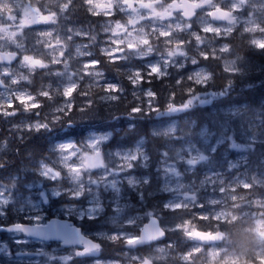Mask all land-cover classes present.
<instances>
[{"label": "snow or ice", "instance_id": "snow-or-ice-1", "mask_svg": "<svg viewBox=\"0 0 264 264\" xmlns=\"http://www.w3.org/2000/svg\"><path fill=\"white\" fill-rule=\"evenodd\" d=\"M80 8L104 18L97 22L99 31L92 23L62 26ZM233 39L238 43L234 45ZM241 46L264 51V0H0V120L9 121V133L23 140L24 133H50L92 119L101 106L113 120L186 111L200 101L197 87L213 79L211 71L194 67L186 77L176 79L163 106L158 93L144 85L200 62H218L224 73L242 74ZM133 60L143 67L132 65ZM108 69L116 74V82L106 76ZM121 78L133 89L131 101L124 100ZM178 93L186 98L178 102ZM45 101L52 105L46 113ZM121 102L126 111L117 110ZM21 113L24 119L11 122ZM28 115L36 119L28 120ZM175 132L173 127L152 135L170 139ZM111 135L93 133L80 142L55 144L51 149L55 157L41 158L33 169L49 188L38 191V202L31 203L33 213L24 217L28 223L0 224V231L13 234L16 245L27 244L30 238H56L69 246L68 252L54 255L42 248H21L13 253L0 242V253L18 259L45 257V264H71L82 257H92L91 264H120L101 258L105 244L126 248V257L155 245L149 254L132 255L130 264H167L173 251L177 264H264V195L257 194L264 189V180L253 176L250 181L229 182L212 173L186 182L179 162L195 167L208 157L173 147L160 154L156 189L160 199L143 216L139 210L129 215L132 205L125 197V186L144 203L143 190L151 178L133 173L138 167L148 168L150 157L143 139L131 147L106 151ZM4 147L7 138L0 141V148ZM15 181L0 182V217L14 202ZM209 191L212 198L206 195ZM50 197L70 201L62 206L64 214L81 221H96L110 208L108 223L115 230L86 234L67 221L43 223L39 209ZM81 200L83 206L77 203ZM144 218L149 219L150 229L141 227ZM170 236L190 243L179 251L177 240L164 247L156 244ZM245 241L252 244L251 250ZM29 264L40 261L32 259Z\"/></svg>", "mask_w": 264, "mask_h": 264}, {"label": "trees", "instance_id": "trees-1", "mask_svg": "<svg viewBox=\"0 0 264 264\" xmlns=\"http://www.w3.org/2000/svg\"><path fill=\"white\" fill-rule=\"evenodd\" d=\"M70 19L89 25L97 17H92L83 8H80L72 14ZM232 43L235 45L238 42L233 39ZM241 51L245 58L242 74H226L218 62H200L199 65L204 66L214 74L213 79L207 85L197 87L200 101L194 103L186 111L160 116L137 117L131 120L126 117L113 120L104 107L101 106L98 114L92 119L79 121L71 127H57L50 133H24L23 140L17 139L15 133H9V121L0 120V141L7 138V147L0 148V163L4 165L0 168V182L8 183L16 178V186L22 190L24 185L31 183L45 185L46 181H39L33 169L41 158L54 157V153L51 151L53 133L55 140L71 139L77 141L84 139L90 132L109 131L112 135L105 146L106 151H113L118 147L134 146L141 139L144 141L143 147L150 157V163L148 168L138 167V171L149 176L151 183L143 190L145 196L143 204L138 201L136 194L133 195V201L138 206L137 211L144 212L146 207L152 208V205L160 199V196L156 193L159 186L157 167L161 158L160 154L166 149L171 151L173 147L181 148L187 141H192L199 146L203 145L201 139L202 129L207 130V133L211 134L213 138H220L222 142L216 145L214 149L207 146L201 148L200 152L205 154L208 159L201 161L195 167H190L183 161L179 162V166H184L186 170H190V172H183L186 177H194L197 180L201 178L202 173L205 171L224 170L227 168V160L234 158L236 155H244L243 160H245V163L241 169L244 171L246 181H250L253 176L264 180V51L243 46H241ZM131 64L143 67V64L136 60L131 61ZM128 66V64L122 65V67ZM177 73L172 70L166 79L153 80L150 85H144V87H151L158 93L161 106L166 103L169 91L173 90L169 86H174L176 79H179ZM105 74L110 80L116 82V74L111 69L106 70ZM229 80L232 81L230 85ZM39 82V77H37V86ZM119 82L125 89L124 100L131 101L133 91L131 85L122 78ZM185 98L184 94L178 93V102ZM60 99L58 97L57 101ZM50 107L52 105L45 101L43 111L46 112ZM230 109H233V111L225 112ZM117 110L126 111L124 102H121ZM159 119L174 121L175 138L164 139L152 135V126ZM60 129L63 131H58ZM248 136H253V140L248 141ZM233 143L237 146L233 147ZM149 193L152 195H149ZM257 194L264 195V189H258ZM57 201L55 199L51 202L55 205ZM11 211H13L11 207L5 209L6 215L0 217V224L28 223L23 214L15 211L11 214ZM58 216L72 220L81 227L84 233L106 227L101 218L96 221H88L87 219L75 221L71 216L65 217L62 214ZM145 220L146 218L142 219L141 224ZM205 224L206 222H200V225ZM6 236L5 233H0V237ZM175 240L180 244V249L177 251L187 247L190 243L181 241L177 236H170L157 244L166 245ZM244 246L249 250L252 249V244L248 241H245ZM10 248L11 251L15 250V245ZM145 249L146 247L133 250L129 254L141 255L145 252ZM125 251L127 249L121 246L105 244L101 258L119 260L124 263L128 259V256L126 257L123 254ZM176 255V251L171 252L167 264H177ZM0 262L3 263L1 258ZM19 264L26 263L21 262ZM74 264H77V262L75 261Z\"/></svg>", "mask_w": 264, "mask_h": 264}, {"label": "rangeland", "instance_id": "rangeland-1", "mask_svg": "<svg viewBox=\"0 0 264 264\" xmlns=\"http://www.w3.org/2000/svg\"><path fill=\"white\" fill-rule=\"evenodd\" d=\"M103 19H104L103 17H97V19L94 20L93 23L91 22L92 24H94L96 26L97 31L100 30L99 29V24L97 22L98 21H102ZM62 26L63 27H69V26H72V27L85 26L86 27L87 25H84L83 23L77 22L74 19H72V20L69 19V20H66V21H62ZM103 38H104V34L101 32V39H103ZM77 42L87 43L88 41H87V39H83V40L78 39ZM73 51H74V47H73ZM94 51L98 54L99 53V48L94 49ZM73 67H75V65H73ZM194 67H204V66L199 65V64L197 66H192V65L188 64L183 69L179 70V72L177 73V77H179V78L181 76H185L186 77L193 70ZM33 91H35V89H33ZM61 100H62V98L60 100H58L57 102L59 103V102H61ZM50 109H51V107L49 109H47L46 112H49ZM232 111H233V109H230V110H226L225 112H232ZM24 118H25L24 114L21 113L17 117L13 118L12 122H19L20 120H22ZM26 118L28 120L36 119V117L32 116V115H28ZM174 125L175 124H174L173 120H169V119L168 120H165V119H161L160 120L159 119L152 126V133L154 131L159 132V131H163V130L168 129V128H173ZM204 130L205 129L201 130V134H202L201 139H202L203 145L199 146V145H197L196 143H194L192 141H187V142H185L183 144V146L181 148L182 149H189V150H191L192 154L195 155L197 152L201 151V148H204V147L207 146V147H210L211 149L212 148L214 149L216 145H218V144H220L222 142V140L220 138H217V137L213 138L212 135L209 134V133H207V135H205L204 134ZM58 131H63V130L60 129ZM93 133H111V132H109V131H97V132L94 131V132H90L88 135H86L85 138H87L90 134H93ZM54 136L55 135L53 133V136H52L53 139L51 138L52 139L51 147H53L57 143L71 140V139L55 140ZM252 138H253V136H248L247 140L251 141V140H253ZM84 139H79L76 142H80V141H82ZM71 141H74V140H71ZM209 143H211V145H209ZM113 151H115V150H113ZM185 155H186V153H185ZM243 156L242 155H236L234 158H231V159L227 160L226 161L227 162V168L224 169V170H209V171H205L204 173H202L201 178H203L206 175L215 173L217 175L223 176L225 178V180L229 181V182H234L237 179L246 180L245 176H244V171L241 169V167L245 163L244 162L245 160H243ZM54 157H55V153H54ZM178 168H179V170L182 173L183 172H187V171L190 172V170H186V168L184 166H179L178 165ZM157 169H158V167H157ZM133 174L137 175L138 177L145 176L144 174L140 173V171H138V168L134 170ZM157 176L160 177V172L159 171L157 173ZM183 177H184V180L186 182L196 181V179L194 177H186L184 174H183ZM201 178H199V179H201ZM199 179H197V180H199ZM159 183H160V179H159ZM64 186H67V184H65ZM23 188L24 189L22 190V189H20L19 187L16 186L12 190L13 191V196H14V202L12 204H10L8 207H11L12 210L15 211V212H19V213L23 214V217H25L26 215H31L33 213V209L31 207V203L38 202V191L47 190L49 188V185H48L47 182H45V185H42V187H41V184L31 183V184L24 185ZM124 193H125V197L130 201V203L132 205V207L129 209L128 214L129 215L134 214L137 211V209H138V206H136V204L133 201V195L136 194V193L132 192L129 189H127L126 186H125V189H124ZM105 195H106L105 203H108L110 197H109L108 194H105ZM206 195H207L208 198H212L211 191H209ZM55 199L58 200V201L54 205L51 201L55 200ZM65 203H71V202L68 201L64 197H60V198H51L50 197L49 203L42 205L40 207V209H39L40 212H41V215L44 217L42 222L45 223L51 217H59L58 216L59 214H62L63 216L67 217L68 215L64 214V209L62 207ZM77 203H79V204H81L83 206L84 201L81 200V201H79ZM13 211H11V214H12ZM148 211H151L150 207H146V210L144 212H141V215L143 216V214L147 213ZM111 215H112L111 209L110 208H106L104 214L100 217L106 227H104L103 229L95 230L93 232L90 231V232H86V233L87 234H91V233H95L97 231H113V230H115L111 226V224L108 223L109 217ZM71 217H73V220H75V221H80V220L76 219V217L74 215L71 216ZM146 220H147V218H146ZM10 224H12V223H10ZM142 224H141V227H142ZM6 235H7L6 237H0V242H5L8 245L10 244L9 245L10 247L12 245H15V250H13L12 252H14V251L16 252L18 249H21V248L28 249L30 251L35 250L37 248H42L45 252H47L49 254H54V255H64V254H66L68 252V250L66 248H63L62 246H58V245H43V244H39V243H36L37 245H34L35 242H40V241H36V240H32V239H30V242L27 243V244L16 245V244L13 243V234L12 233H8ZM158 246L159 247H164L165 245L158 244ZM154 247H155V245L152 248L146 247L145 252L141 253V255L143 256V255H146V254H149V253L153 252L154 251ZM132 255H138V254H136V253L135 254H129L128 255V259L124 263L120 262V264H130V257ZM0 258L2 259L4 264H13V263L14 264H19L21 262L29 264V261L32 260V259L40 261V264H45V260H46L45 257H40V258H19V259L17 257H15V256L5 257L2 253H0ZM161 262H158V264H161ZM87 264H91V260Z\"/></svg>", "mask_w": 264, "mask_h": 264}, {"label": "water", "instance_id": "water-1", "mask_svg": "<svg viewBox=\"0 0 264 264\" xmlns=\"http://www.w3.org/2000/svg\"><path fill=\"white\" fill-rule=\"evenodd\" d=\"M54 219H56V220H60L61 222L67 221L68 223H71V224L77 226L76 224L73 223V221H71V220H69V219H66V218H60V217H51V218H49L45 223L49 222L50 220H54ZM145 225H148V226H149V229H150L151 225H150V221H149L148 218H147V220L142 224V227L145 226ZM77 227H79V226H77ZM81 230H82V229H81ZM0 233H9V232L0 231ZM30 239H33V238H30ZM164 239H165V238H161V240L158 241V242H161V241H163ZM34 240L41 241V242H59L63 247H69V246L63 245L62 242H61L60 240L56 239V238H49V239H47V240H41V239H39V238H35ZM158 242H156V243H158ZM82 258H91V259H92V257H82ZM0 264H3V263L0 262Z\"/></svg>", "mask_w": 264, "mask_h": 264}, {"label": "flooded vegetation", "instance_id": "flooded-vegetation-1", "mask_svg": "<svg viewBox=\"0 0 264 264\" xmlns=\"http://www.w3.org/2000/svg\"><path fill=\"white\" fill-rule=\"evenodd\" d=\"M36 243L43 244V245L62 246L59 242H35L34 245H37ZM63 248H66L67 250L69 249V247H63ZM32 258H40V257H32ZM90 260L91 259H88V258H78V259L74 260L73 262H71V264H74L75 261L77 262V264H87Z\"/></svg>", "mask_w": 264, "mask_h": 264}]
</instances>
